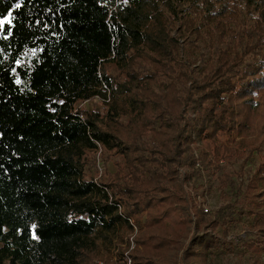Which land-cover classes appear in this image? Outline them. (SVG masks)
Listing matches in <instances>:
<instances>
[{
	"label": "trees",
	"instance_id": "trees-1",
	"mask_svg": "<svg viewBox=\"0 0 264 264\" xmlns=\"http://www.w3.org/2000/svg\"><path fill=\"white\" fill-rule=\"evenodd\" d=\"M6 18L0 264H93L134 229L133 264H213L240 221L264 264V0H0ZM213 174L211 217L189 184Z\"/></svg>",
	"mask_w": 264,
	"mask_h": 264
},
{
	"label": "rangeland",
	"instance_id": "rangeland-1",
	"mask_svg": "<svg viewBox=\"0 0 264 264\" xmlns=\"http://www.w3.org/2000/svg\"><path fill=\"white\" fill-rule=\"evenodd\" d=\"M8 19H0V27L3 26L4 22ZM98 100H89L82 103V106L91 107L93 105L98 106ZM250 140H255L258 138L256 134L249 135L248 137ZM102 147L99 146V151L95 156L96 162V174L102 175L105 172L104 163L101 160V153ZM262 154L264 157V144L262 145ZM255 161H257L258 155L255 157ZM229 169H233L230 167ZM236 169V165H235ZM201 183L203 186H200ZM195 186L193 189H189V193L193 195L195 192L201 195L199 199L203 201L204 204L209 212V216L213 217L214 212L224 203L223 198L220 196V191L218 189V180L216 178V174L213 175H205L201 181L194 177V179L190 180L189 187ZM207 212V211H206ZM207 212V213H208ZM226 235H223L220 230H215V232L224 239V246L215 251L213 255V264H249L250 257L249 252H245V248L242 246V242L247 239L249 236V229L246 228V223L243 221L237 222L236 224L233 223H226L225 226ZM137 229H134L132 232H127L123 237L124 240L122 243L118 242L116 246V250L111 254H108L106 251L101 250L100 255L97 256L93 260V264H97V261H104L105 263L111 264L114 260H120L125 254H128L131 246H134V236L137 233ZM264 259V254H263Z\"/></svg>",
	"mask_w": 264,
	"mask_h": 264
},
{
	"label": "built area",
	"instance_id": "built-area-1",
	"mask_svg": "<svg viewBox=\"0 0 264 264\" xmlns=\"http://www.w3.org/2000/svg\"><path fill=\"white\" fill-rule=\"evenodd\" d=\"M204 204H206V203H204ZM202 205V208L204 209V211L206 212V211H208V209H207V207L205 206V205ZM131 248H132V246H131ZM97 264H108V263H105L104 261H97ZM111 264H133L132 263V259H131V257L129 256V254H125L123 257H122V259H120V260H114V262L113 263H111Z\"/></svg>",
	"mask_w": 264,
	"mask_h": 264
},
{
	"label": "snow or ice",
	"instance_id": "snow-or-ice-1",
	"mask_svg": "<svg viewBox=\"0 0 264 264\" xmlns=\"http://www.w3.org/2000/svg\"><path fill=\"white\" fill-rule=\"evenodd\" d=\"M34 238H35V236H34Z\"/></svg>",
	"mask_w": 264,
	"mask_h": 264
}]
</instances>
